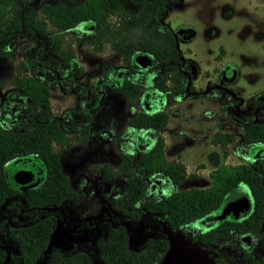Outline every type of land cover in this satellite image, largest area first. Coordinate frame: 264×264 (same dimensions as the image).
Returning <instances> with one entry per match:
<instances>
[{
	"label": "trees",
	"instance_id": "obj_1",
	"mask_svg": "<svg viewBox=\"0 0 264 264\" xmlns=\"http://www.w3.org/2000/svg\"><path fill=\"white\" fill-rule=\"evenodd\" d=\"M181 2L79 0L73 5L42 2L38 7L27 5L20 8L16 0H0V57L11 58L14 39L26 35L36 46L47 42L48 52L58 62L57 67L47 66L41 56L31 58L24 54L17 64V72L9 81L14 90L26 99L23 104L17 105L18 109L24 105L28 111L9 115L6 113L7 106L0 104V201L14 190L4 177V164L14 156L26 153L39 158L45 170L41 183L24 192L28 203L57 204L63 198H75V192L69 187L60 165V153L69 147L70 139L60 127V117L51 110L49 90L44 81L25 74L29 68L45 72L52 69L57 73L55 79L76 81L84 69L75 56L72 44H87L94 51L107 46L120 57V64L105 67L103 77L107 78L98 79L97 84L109 83L112 90L121 94L128 104H133L141 91L136 78L149 76L150 73L151 86L161 96L156 99L157 106L149 108L144 103L147 108L135 111L128 118L126 129L138 138L133 140V150L119 151V163L114 168L106 162L101 164L105 176L115 174L125 179L127 193L123 199L129 203L139 200L151 174L166 176L174 186L195 176L186 172L181 161L165 157L161 135L168 120L164 106L200 94L195 92L194 95L189 90L192 87L190 72L187 71L188 61L182 56L178 39L165 20L167 11ZM141 55L149 57L144 66L137 61ZM240 103L241 97H238L235 104L223 108L228 113L229 107L235 110L234 107ZM8 104L11 106L10 102ZM239 110L244 116L240 120V138L245 144L249 162L218 163L209 170L208 186L181 188L151 203L149 206L152 209L164 212L169 224L192 221L215 210L237 184H242L251 199L248 212L243 219L221 220L211 238L231 231L251 232L260 227L264 216V148H253L264 146V92L252 96ZM79 120L82 124L76 139L85 142L91 123L90 110L82 109ZM141 134L143 138H149L146 150L141 147L146 145ZM231 140L233 132L230 131L216 130L211 136V141L221 148ZM53 144L59 147L55 149ZM52 223V217L48 216L32 224L9 228L10 235L16 237L25 252V259L29 257L31 260L43 247ZM108 231L107 239L98 243L101 258L110 264H134V259L140 264L141 256H130L126 250L124 229L117 227ZM208 233L199 231L196 236L206 242ZM75 258L73 263L90 264L82 253Z\"/></svg>",
	"mask_w": 264,
	"mask_h": 264
},
{
	"label": "rangeland",
	"instance_id": "obj_2",
	"mask_svg": "<svg viewBox=\"0 0 264 264\" xmlns=\"http://www.w3.org/2000/svg\"><path fill=\"white\" fill-rule=\"evenodd\" d=\"M58 1L75 4L79 0H18L20 8L29 3L38 7L42 2ZM165 20L178 39L183 57L192 64V67L187 66V68L193 87L202 88L207 80L222 84L241 97L243 103L239 107H243L252 96L264 92V0H182L167 11ZM13 47L14 54L11 58L0 57V93L11 91L10 78L17 72V64L24 54L31 58L41 56L42 62L47 66L56 67L58 64L54 56L48 52V43L45 41L36 46L31 38L23 35L14 39ZM72 47L76 58L85 69L82 81L87 87L86 92L90 102L96 101L100 94L96 92V87L102 89V96L95 108L92 109L90 104L83 107L90 110L94 130L98 133L94 138L86 141V144H79L72 140L74 133L68 132L71 140L69 148L63 152V158L66 157L63 159V164L66 166L75 164L77 167H74V170L86 173L85 178L80 177L82 179L80 183L101 184L103 179L101 164L106 162L116 167L119 163L118 152L123 149L133 150V140L138 139L132 135L131 130L126 129L128 118L135 111L143 110L144 103L149 108L157 106L156 99L159 100L161 96L151 86L152 73L149 76H138L136 79L140 83L141 91L138 99L128 106L125 98L114 92L109 83L106 82L104 86L100 83L96 86L95 82L104 74L106 66L103 67V65L115 63L118 55L107 46L100 51L92 50L87 44H72ZM34 71L38 72L36 73L38 77L44 78L40 73L45 71ZM48 71L52 72V69ZM26 72L32 73L31 68ZM47 74L48 79L43 80L50 88L52 111L59 114L64 110L73 109L72 117H76L81 110L78 107V101L84 97V92H79L80 86L77 85L75 91L69 93L66 91L65 84L59 87L52 84L50 78H53V75ZM206 90L203 95L189 97L164 106L168 113L167 123L161 132L165 144V157L177 158L182 161L187 173L195 175L187 178L183 186L208 184L209 170L218 163L249 162L245 144L240 138L242 131L240 120L244 116L239 110L235 111L229 107L227 113L223 108L231 105V98L227 91L213 87ZM17 105L16 98H13L6 113L25 114L28 111L26 107L24 109V105L17 109ZM100 129L104 131L101 132ZM216 130L233 132V140L224 148L214 144L211 136ZM148 139V136L142 139L146 144L141 146L144 150L149 148ZM53 147L56 149L59 145L53 144ZM258 148H264V146H255L253 149ZM116 177L122 178L120 175ZM119 182L121 180L115 183ZM98 199L102 201L103 198ZM73 206L76 207L75 204H72ZM83 217H75V220L85 221L87 216L83 215ZM99 224L93 230L88 228L84 233L86 238L76 239V243L92 248L94 237L104 229V223L101 221ZM82 225L84 223L79 225L81 229ZM56 233L59 235L58 232ZM180 235L177 239L181 242L186 238L190 239L187 231H182ZM59 236L61 237L59 241H65L61 233ZM9 243V241L3 242L4 247L13 248ZM67 243V248H70V241ZM57 246L60 245L52 241L49 248ZM45 256L46 252L41 255L37 264H42L46 260ZM188 258L193 264H212L211 254L207 252L201 255L197 251L192 252L187 256V263ZM93 261H96L94 256Z\"/></svg>",
	"mask_w": 264,
	"mask_h": 264
},
{
	"label": "flooded vegetation",
	"instance_id": "obj_3",
	"mask_svg": "<svg viewBox=\"0 0 264 264\" xmlns=\"http://www.w3.org/2000/svg\"><path fill=\"white\" fill-rule=\"evenodd\" d=\"M16 1L19 6L18 0ZM61 3L73 5L65 2ZM30 4L27 5L31 6ZM187 66L192 67V64L188 63ZM36 73L34 71L32 73L25 72V74L41 80L48 79L47 73L52 74L53 78H50L52 84L58 85V87L61 84H65L67 86L66 91L69 93L74 92L76 86L79 85V92H84L83 99L78 101V107L81 110L87 104H90L92 109L95 108L99 98L102 96V89L96 87V92H101L96 101L93 100L94 102L91 101V103L90 97L86 92L87 87L78 81L81 76L74 81L62 78L55 79L57 73L54 71L39 72L44 78L38 77ZM209 81L207 80L202 88H195L191 85L192 88L189 87V90L195 95V92L202 93L206 89L209 90L210 87L220 88L227 91L226 93L231 98L230 104L237 102L239 96L235 95L232 90L222 84L212 81L209 83ZM45 85L48 87L50 96V88L47 83ZM104 85L106 83L102 84V86ZM96 86H98L97 83ZM0 94H4L0 95V104L4 103L7 106V111L10 106L8 103H11L13 98H16L17 104H21V102L26 100L25 97H22L14 90L13 86L11 91ZM242 103L243 100H241L240 104ZM239 106L234 107L235 111L239 110ZM72 110H64L59 114L52 112L60 117L59 124L64 133L67 136L68 132L69 134L74 133L72 140L79 142L76 136L80 134L79 128L82 122L79 120V114L76 117H72L74 114ZM100 131L103 132L104 130L100 129ZM97 133L98 131L94 130V121L91 119L89 135L86 141L94 138ZM68 138L70 139L69 136ZM86 141L79 142V144H86ZM68 148L60 153V165L67 177L69 187L75 192L73 200L63 198L57 204L28 203L23 196L24 192L37 187L41 183L45 175L43 162L33 154L26 153L16 155L4 164V177L14 190L8 197L0 201V264H37L44 252H46L47 261L45 260L42 264H45V262H48V264H79L77 262L73 263V259H76L75 256L78 253L86 255L90 264H110L101 258L98 243L107 239L109 229L117 227H122L125 231L126 250L129 255L141 256L140 264H193L189 258L187 263V256L195 251L200 255L206 252L211 254L212 264H264V216L260 227L251 232L231 231L227 234H216L214 239L211 238V234L213 235L215 227L221 220L226 218L243 219L248 212L251 206V199L242 184H237L227 194L224 202L215 210L195 220L172 225L165 218L163 211L152 209L149 205L157 199L168 195L171 191L198 186H183L184 181L174 186L168 182L166 176L151 174L147 179L148 183L140 199L129 203L123 199L127 193L125 179L123 177L117 178L115 174L105 176L101 167L103 178L101 184L80 183L82 180L80 177L85 178L87 176L86 173L81 170H74V167H77L75 164L67 166L63 164V159L66 158H63V152ZM176 160L178 159L176 158ZM117 180H121V182L115 183ZM231 192H243L248 199L249 206L237 212L232 210L223 212L224 203ZM99 197L103 198L102 201L98 199ZM72 204H75L76 207H72ZM83 215L87 216L85 221L75 220V217L84 218ZM48 216L52 217L53 223L50 226L43 247L31 260H29V257L25 259V252L20 248L16 237L10 235L9 228L32 224ZM101 221L104 223V229L94 237L92 248L80 246L76 243V239L79 240L80 238L83 240L86 238L84 233L88 228L93 230L100 225ZM82 223L84 225H82L81 229L79 225ZM57 228L58 231H56ZM182 231H187L190 239L186 238L182 242L177 239ZM199 231H209L206 236L208 241L202 242L197 238L196 234ZM56 232L59 235L61 233L65 241H59L61 237ZM6 241H9V245H12L13 248L4 247L3 242ZM52 241L60 246L49 248ZM68 241H70V248H67ZM93 256L96 257L95 262L93 261ZM133 263L137 264V260L134 259Z\"/></svg>",
	"mask_w": 264,
	"mask_h": 264
},
{
	"label": "water",
	"instance_id": "obj_4",
	"mask_svg": "<svg viewBox=\"0 0 264 264\" xmlns=\"http://www.w3.org/2000/svg\"><path fill=\"white\" fill-rule=\"evenodd\" d=\"M137 61L142 66H144L147 62H149V57L141 55L137 57ZM247 206H248V199L243 192H231L229 197L224 203L223 212H227L229 210L237 212L239 210L245 209Z\"/></svg>",
	"mask_w": 264,
	"mask_h": 264
},
{
	"label": "crops",
	"instance_id": "obj_5",
	"mask_svg": "<svg viewBox=\"0 0 264 264\" xmlns=\"http://www.w3.org/2000/svg\"><path fill=\"white\" fill-rule=\"evenodd\" d=\"M182 56H183V55H182ZM79 63H80V62H79ZM120 63H121V60H120V57L118 56V57H117V61H115V63H109V64H107V65H110V64L118 65V64H120ZM80 65H81V64H80ZM107 65H103V67H105V66H107ZM83 69H84V68H83ZM84 73H85V69H84L83 74H84ZM83 74H82L81 77L78 79V81L85 85L84 81H82ZM103 75H104V74H103ZM99 78H103V76H102V77H99ZM99 78H97V79L95 80L96 83H97V80H98ZM109 85H110V84H109ZM111 89H112V88H111ZM64 92H65V91H64ZM203 93H204V92L200 93L199 95H203ZM49 99H50V96H49ZM100 100H101V97H100ZM125 100H126V99H125ZM98 103H99V102H98ZM127 105H128V106H131V105H129L128 103H127ZM164 154H165V149H164ZM172 159H175V158H172ZM223 163H225V162H223ZM213 167H214V166H213ZM213 167H212V168H213ZM209 183H210V179H209ZM209 183H208V184H204L203 186H198V187H205V186H208Z\"/></svg>",
	"mask_w": 264,
	"mask_h": 264
}]
</instances>
